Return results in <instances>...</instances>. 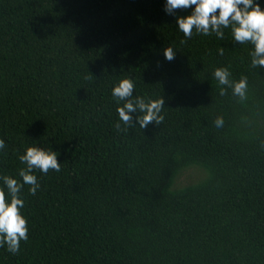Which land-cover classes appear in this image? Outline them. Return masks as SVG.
Returning a JSON list of instances; mask_svg holds the SVG:
<instances>
[{
    "label": "trees",
    "instance_id": "trees-1",
    "mask_svg": "<svg viewBox=\"0 0 264 264\" xmlns=\"http://www.w3.org/2000/svg\"><path fill=\"white\" fill-rule=\"evenodd\" d=\"M165 4L0 0V177L23 182L28 147L61 164L22 188L29 238L0 264H264V67L230 30L181 45L176 17L192 9ZM222 67L247 77L245 102L219 95ZM126 78L132 99H164L163 123L120 121ZM188 170L200 177L179 187Z\"/></svg>",
    "mask_w": 264,
    "mask_h": 264
},
{
    "label": "clouds",
    "instance_id": "clouds-1",
    "mask_svg": "<svg viewBox=\"0 0 264 264\" xmlns=\"http://www.w3.org/2000/svg\"><path fill=\"white\" fill-rule=\"evenodd\" d=\"M192 9L187 16L176 17L179 30L184 39L180 41L185 45L193 35H215L223 40L225 30H230L232 41L240 45H251V67H264V9L257 0H166L165 12L175 15L177 10L187 11ZM225 49H218V54L223 56ZM164 57L171 62L176 57V51L168 47L164 50ZM219 87V95L226 96L227 89L232 90V95L243 103L248 99V81L242 76L238 82L230 79L231 72L227 67L217 68L213 73ZM135 84L132 79H122L118 86L112 89V97L117 101H124L122 107L117 108L119 119L124 125L134 127L132 113L139 112L136 122L141 129H146L150 124L163 123L164 99L145 101L142 97L132 99ZM214 124L217 128L224 126L223 117L218 116ZM120 128V123L116 125ZM6 148L5 141L0 139V150ZM26 166L19 170L22 183L10 176H3V184L7 192L0 188V248L17 255L20 252L21 242L28 241V221L22 215L25 201L21 198L22 188L27 185L31 195H35L40 188L38 178L33 173L39 171L47 175L50 171L60 172L61 164L58 162L57 152L44 150L40 147H28L25 154L19 157Z\"/></svg>",
    "mask_w": 264,
    "mask_h": 264
},
{
    "label": "rangeland",
    "instance_id": "rangeland-1",
    "mask_svg": "<svg viewBox=\"0 0 264 264\" xmlns=\"http://www.w3.org/2000/svg\"><path fill=\"white\" fill-rule=\"evenodd\" d=\"M200 177V173L195 170H188L185 172L178 180V186H185L186 184L191 183V181H195L197 178Z\"/></svg>",
    "mask_w": 264,
    "mask_h": 264
}]
</instances>
